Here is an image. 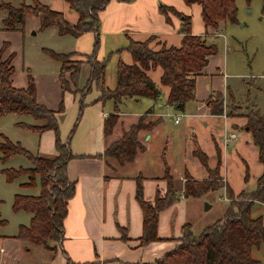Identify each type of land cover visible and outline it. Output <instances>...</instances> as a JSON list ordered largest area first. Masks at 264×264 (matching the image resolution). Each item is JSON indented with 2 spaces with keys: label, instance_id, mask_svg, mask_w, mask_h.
Segmentation results:
<instances>
[{
  "label": "crops",
  "instance_id": "crops-1",
  "mask_svg": "<svg viewBox=\"0 0 264 264\" xmlns=\"http://www.w3.org/2000/svg\"><path fill=\"white\" fill-rule=\"evenodd\" d=\"M2 2L14 6L31 4V0H17L16 3L12 0H0V4ZM39 2L61 12L69 24L76 23L77 14L64 0ZM160 6L173 9L181 16L169 10L166 20L159 10ZM6 16V10L0 8V46L7 43L9 52L6 55L13 54L12 85L23 88L27 84V74H30L28 64L23 61L24 54L20 45L21 40L24 39V27L14 31L7 30L4 26ZM31 18L37 19L33 15H27L23 23ZM184 18L188 19L192 35L204 37L207 45L213 44L210 38L213 37L212 32L216 29L205 26L201 17V7L198 4H188L185 0H109L99 12L97 30L99 48L96 58L102 60L108 57L106 67L112 58L115 59L116 67L118 61L131 64V54L124 50L130 39L145 41L153 38L149 45L153 50H158L162 45L179 47L182 38L179 29L186 23ZM37 22L38 25H34L37 31L32 32V36L39 32L38 19ZM223 25L224 22H221L217 27L221 28ZM49 29L54 28L49 27L45 30ZM54 33L57 34L56 29ZM94 35L89 32L76 38L69 36L73 40L69 41V44L74 46L65 48L67 50L63 53L73 52L74 60L83 59L81 55L89 54L92 50ZM217 35L219 34L215 36ZM48 60L42 61L47 67L43 70L46 73L45 87L38 84L35 75L34 78L30 75L36 85L38 102L52 110H56L60 102L63 104V111L57 113L56 117L59 137L63 142H68L73 156L67 162L66 174L69 181L75 184L74 194L68 201L62 238L58 243H50L49 249L16 238L17 230L0 229V264L152 263L178 246L184 225L190 227L193 235H198L204 228L197 234L192 229L191 216L188 213L189 201L199 200V203H203L207 201L204 199L205 196L213 192L199 198L183 196L186 176L195 180H204L208 176L206 169L193 155V138L207 156L209 169L215 168L221 150L227 149L228 144L236 140L240 132L242 141L232 144V149L236 146L237 148L252 146L256 153L258 152L252 143L251 134L246 129L244 117L212 115L207 106L206 100L217 92H221L230 100L234 98L224 74L227 69L225 55L217 57L215 53L207 58L206 66L195 75V99L181 104L178 108L169 106L166 102L169 89L160 84L162 71L159 67L146 71L147 77L161 91L158 99L126 98L115 106L113 100L104 102L97 100L101 89L95 85H92L89 92H83V96L74 95L72 92L62 93L58 81L59 65L49 57ZM106 67L103 88L113 90L116 87V68L113 77L108 76V72L106 74ZM89 69L88 63L81 65L77 89L81 90L85 86ZM23 71H26L25 74ZM18 74L22 77H18ZM161 96L163 98L159 101ZM127 101L133 102L131 109H121L120 106ZM81 102L84 107L69 139L68 135L78 115ZM157 102H163L161 106L164 109L156 108ZM254 106L257 109V106ZM112 114L117 115L118 118L112 132L105 136L103 124ZM141 116L145 117L144 122H157V124L150 130L138 133L142 150L137 152L133 162L120 165L113 159L105 158L103 156L105 149L118 140L122 132L128 130ZM170 122L173 126L180 125L179 129L176 131L167 129ZM27 124L40 125L41 122L30 117V122ZM222 129L230 130L231 133L221 141V138L220 140L216 138L220 135V131L222 133ZM33 134L37 137L34 155L53 158L55 156L53 132ZM231 134L235 137L230 138ZM199 135L203 138L207 151H210V154L215 153L214 167L208 164L209 154L201 143ZM166 170L172 178L175 201L158 215L157 240L143 246L139 241L142 235V211L135 198L136 179L141 178L143 199L152 203L157 193L163 196L167 190V181L164 178ZM222 178L234 196L245 191L234 193L227 179ZM38 192L39 188H35L28 195H37ZM215 193H218V197H222L224 201L228 200L226 188ZM254 205L261 206L264 211L263 203L256 202Z\"/></svg>",
  "mask_w": 264,
  "mask_h": 264
},
{
  "label": "trees",
  "instance_id": "trees-1",
  "mask_svg": "<svg viewBox=\"0 0 264 264\" xmlns=\"http://www.w3.org/2000/svg\"><path fill=\"white\" fill-rule=\"evenodd\" d=\"M69 8L77 14L75 24H69L61 12L50 9L39 0H31V4H21L18 7L8 5L4 26L9 31L20 29L25 16L33 15L39 21V31L55 27L58 36L78 37L84 33H94V42L89 54L81 55L83 59L69 60L75 53H56L43 49V52L59 64L58 81L62 93L72 92L83 96L89 92L92 85L99 87L98 101L113 100L115 106L126 98H148L156 100L160 97V89L147 77L146 71L159 67L162 71L160 84L168 87L167 104L178 108L180 104L195 99V75L207 64V58L217 51L216 45H207L202 36L192 35L189 30L188 19L179 32L182 34L179 47L162 45L158 50L149 46L150 39L145 41L129 40L124 50L132 57L131 64L118 61L116 67V87L113 90L103 88V78L108 57L102 60L96 58L99 48L98 23L99 12L109 0H64ZM130 1V0H119ZM188 4H198L201 7V17L206 27L216 29L219 22L237 23V8L235 0H185ZM249 3L250 0H245ZM160 12L168 20L167 11L178 14L173 9L159 7ZM178 16H181L178 14ZM22 29V28H21ZM7 43L0 47V118L14 114L30 116L40 125L21 123L20 127L37 134L52 131L54 135L55 156L46 158L36 156L19 145L1 137V162L14 156H22L29 162V167L18 169H3L2 173L8 182L25 177L21 188H39L37 195H14L12 209L24 211L31 215L27 226H19L16 238L27 240L33 244L49 249L50 243H58L62 238L63 221L67 215L68 201L74 194L75 184L69 181L66 174L67 162L73 158L68 142L59 137L57 113L63 111L60 102L56 110L49 109L37 101L36 85L27 74V84L23 88L12 85L13 54L3 57ZM3 57V58H2ZM89 64V75L83 89H77V81L81 65ZM83 94V95H82ZM210 114L227 116L240 115L246 119V129L251 134L252 143L258 150V161L263 171L257 179L253 191H242L234 196L229 187L223 184L219 174L220 159L214 169L207 166V156L200 150L193 138V155L200 161L207 171V179L195 180L185 177L183 196L199 198L206 193L226 188L229 205L223 216L210 226L204 228L198 235H193L190 227L184 225L179 244L161 258L152 263L131 264H260L251 256L252 248L264 245V226L261 217H252L251 208L254 203L264 204V114L254 105L244 107L241 111H234L225 102L221 92L211 94L206 100ZM230 106V107H229ZM84 105H79L78 115L69 132L68 138L76 126ZM149 112V111H147ZM117 115L108 116L103 124V133L112 132L117 121ZM145 117L138 118L128 130L122 132L121 137L111 143L103 152L105 158H110L120 165L133 162L137 152L142 150L138 141V133L153 128L157 122H144ZM38 177V181H37ZM248 174L245 175V180ZM167 190L163 196L156 194L153 202L143 199L141 178L136 179L135 198L142 211V235L140 244L147 245L157 240V219L159 213L175 201L172 178L165 171ZM5 221L0 220V226Z\"/></svg>",
  "mask_w": 264,
  "mask_h": 264
},
{
  "label": "rangeland",
  "instance_id": "rangeland-1",
  "mask_svg": "<svg viewBox=\"0 0 264 264\" xmlns=\"http://www.w3.org/2000/svg\"><path fill=\"white\" fill-rule=\"evenodd\" d=\"M12 1L15 3L17 2V0ZM41 1L50 2V0ZM8 5L18 7L11 3L2 2L0 8H4ZM235 5L237 8V23L224 22L221 28L219 26L216 28L215 32H212L213 37L210 38L212 43L217 47L216 56L225 55L226 57L227 69H225L224 74L226 75V83L233 93L234 98L230 100L228 97H224L225 102L232 106L234 111L237 112L239 108L242 111L246 106L256 105L257 109L264 114V0H250L249 3L245 0H235ZM32 19L33 18L22 25V27H24V39L21 40L20 45L24 54L23 61L28 64L29 72L32 77L34 78L35 75L38 84L45 87L44 75L46 73L43 70L47 67L44 64L45 62L42 61L49 60L48 56L43 52V49L52 50L56 53H63L67 50L65 48H73L74 44H69V41H73L69 36H64V38H62L58 36V34H55V27H52L54 28L52 30L42 31H39L38 28L39 32L32 36L31 33L37 31L34 25H38L37 19ZM216 34L219 35L215 36ZM151 40H153V38L150 39V41ZM150 43L151 42H149V45ZM8 52L7 46L3 52V57H6V53ZM69 60L73 61L74 55H71ZM115 64V59L112 58L106 67V74L108 72V76L112 75L114 77ZM25 72L26 71H23V74H25ZM18 77H22V75L18 74ZM79 93L80 92L77 94ZM162 98L161 96L159 101H161ZM162 103L163 102H157L155 107L164 109L161 106ZM236 104L239 108H237L238 106ZM132 106L133 102L127 101L120 106V108L123 110H130ZM226 111L227 110H225L223 115L226 114ZM29 122L30 117L28 116L8 114L1 117L0 139L3 136L12 143L18 142L20 146L25 147L30 153L35 154L34 151H36L37 146L36 135L19 126L21 123L27 124ZM179 127L180 125L173 126L172 122H170L167 129L176 131ZM230 133V130L224 131L222 129V133L220 131V135L216 139L220 140L221 138L222 141L223 138H227ZM199 136L201 143H203L207 151L203 138L201 135ZM237 136L236 140L228 144L227 149L221 150L219 174L227 179L234 193L241 190L253 191L256 187L257 179L262 172V164L258 162V152L256 153V150H254L252 146H249V148H237L236 146L235 149H232L236 142L242 141L240 137L241 132ZM207 152L209 154L208 164L214 167L216 163L215 153L211 152L210 154V151ZM29 166L28 160L22 156L11 157L2 163L0 154V220L5 221L4 225L0 226V229L7 231L17 230L18 232L19 226H27L29 224L31 215L24 211H14L12 209V204L14 195H28L34 189L20 187V184L25 182V177L8 182L5 175L2 173L3 169H18ZM246 174H248V177L245 180ZM222 182L225 184L223 178ZM223 189L224 187L215 192H221ZM215 192L206 195L204 199L207 201L203 203H199V200L189 201L188 213L191 216L192 229H194L196 234L199 233L201 229L220 219L230 203L229 200L226 199L227 201H224L222 197H218V193ZM227 198L229 199V196ZM196 201H198L199 204ZM252 216L262 217L264 224V211L261 206L254 205L252 207ZM251 256L260 261L261 264H264V245L252 248Z\"/></svg>",
  "mask_w": 264,
  "mask_h": 264
},
{
  "label": "built area",
  "instance_id": "built-area-1",
  "mask_svg": "<svg viewBox=\"0 0 264 264\" xmlns=\"http://www.w3.org/2000/svg\"><path fill=\"white\" fill-rule=\"evenodd\" d=\"M234 137H235L234 134H231V135H230V138H234Z\"/></svg>",
  "mask_w": 264,
  "mask_h": 264
},
{
  "label": "water",
  "instance_id": "water-1",
  "mask_svg": "<svg viewBox=\"0 0 264 264\" xmlns=\"http://www.w3.org/2000/svg\"><path fill=\"white\" fill-rule=\"evenodd\" d=\"M181 107V104L179 105ZM207 206V205H206ZM208 207V206H207Z\"/></svg>",
  "mask_w": 264,
  "mask_h": 264
}]
</instances>
